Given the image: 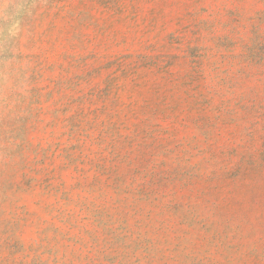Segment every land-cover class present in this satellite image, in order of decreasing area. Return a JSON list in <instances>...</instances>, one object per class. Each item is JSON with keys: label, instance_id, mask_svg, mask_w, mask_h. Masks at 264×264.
<instances>
[{"label": "rangeland", "instance_id": "1", "mask_svg": "<svg viewBox=\"0 0 264 264\" xmlns=\"http://www.w3.org/2000/svg\"><path fill=\"white\" fill-rule=\"evenodd\" d=\"M0 264H264V0H0Z\"/></svg>", "mask_w": 264, "mask_h": 264}]
</instances>
